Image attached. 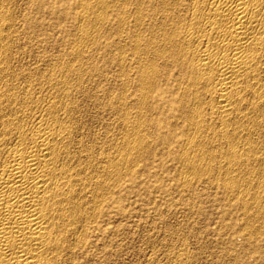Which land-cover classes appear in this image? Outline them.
Returning a JSON list of instances; mask_svg holds the SVG:
<instances>
[{
	"label": "bare ground",
	"instance_id": "bare-ground-1",
	"mask_svg": "<svg viewBox=\"0 0 264 264\" xmlns=\"http://www.w3.org/2000/svg\"><path fill=\"white\" fill-rule=\"evenodd\" d=\"M158 159L181 187L241 185L221 238L239 221L264 264V0H0V264H117L123 197ZM154 210L131 264L216 262L205 228L155 233Z\"/></svg>",
	"mask_w": 264,
	"mask_h": 264
},
{
	"label": "rangeland",
	"instance_id": "rangeland-1",
	"mask_svg": "<svg viewBox=\"0 0 264 264\" xmlns=\"http://www.w3.org/2000/svg\"><path fill=\"white\" fill-rule=\"evenodd\" d=\"M142 162H144V161H142ZM142 162H140V163L143 166L145 162L144 163H142ZM159 164H160V166H159ZM146 165L147 164L145 163L144 167ZM150 167H152V169ZM175 167H176V163L174 161H171V160L161 161L158 159L153 164L148 165V172H147V168H146L145 170H139V172H137L135 174L136 180H134L135 182L134 181L131 182V194H129L126 199H124V197H125L124 196L123 201H122V205H123L122 208L128 213V219L125 222L124 227L122 228L123 232L120 236L121 242L119 241L120 246L118 249V253L116 255L117 264H121L122 262H123L122 264H131V260L133 261L135 259V255H136V258L138 259V257H137L138 255L136 253H134L133 250H131V245H133V246L135 245L134 242L131 243V241H132L131 237H133L132 239H134L136 237V240H137L138 236H140L142 233L141 231H143V229H144L143 228V226H144L143 221L144 220H141V222L139 223V219H141V218L150 219L151 218V220H152L153 219L152 217H154V211H155L154 209L160 210L163 213V219L161 221L160 220L154 221L153 232H155V233L163 232L164 231L163 228L165 227L164 226L165 223L167 224V226L169 224H171V225L175 224L177 226L176 227L175 225H173L175 228L171 225L168 227L172 228L174 230H176L178 228L180 230L183 229V232L185 231L184 233H186V234H187V231L191 232V230H193L195 228H197V229L198 228L199 229L205 228L207 230L205 233H209V234L207 235L204 233L202 235L203 239L201 240L199 238V242L200 243L202 242V244H204L203 246L204 247L206 246L205 248L208 251H210L211 256H213L212 260L214 262L216 261L214 264H224V263L225 264H227V263L239 264L238 260H242L243 264H263V261L262 262L257 261L254 256H251V255L245 256L242 253V247L244 245H243L242 236H240L239 230H238V228L240 227L239 221H234V222H236L237 228L235 227V230H233V232L230 231L226 237L223 236V239L221 238L220 233H221L222 229H220L221 225L219 226V224L224 225L225 223L228 222L229 218L230 219L233 218V220H236L238 217L237 215L239 213L234 208H227V207L225 208V206H222L223 200H224V203L225 202L228 203V201H230L229 204H231V206H234L235 202H234L233 198L235 195H237V191L240 192L242 190V189H240V188H242L241 185L238 186L239 189L237 187L236 189H233L231 191V193H230V191H227L228 192L227 193L223 189H221L222 181H223L222 177H220L219 179H217L216 181H214L212 183L210 182V184H208L209 181H207L204 177H201L198 180L196 178L193 182H191L187 186V188L185 186L181 187L179 185H182V178L179 176L176 177V173L174 171ZM160 178H161V181H160ZM221 179H222V181H221ZM237 180L241 181L239 178H237ZM206 182H207V184H206ZM215 182H217V183H215ZM163 185L165 187H163ZM177 186H179L181 188H179ZM190 187H191V189H190ZM202 189H204V190H202ZM249 189H254V186L253 185H252V187L250 186ZM234 191L236 194L234 193ZM192 192L195 193L194 194L195 196L192 195ZM120 193H121V195H123L124 192L121 191ZM227 194H229V195L227 196ZM180 196H181V198H180ZM182 197H184V198H182ZM189 197L192 198V200L195 202L197 209L200 207V212L196 213L195 212L196 210L195 211L193 210L195 212L194 213L192 211L193 212L192 214H195V216L194 215H192V216L196 217L194 219V221L195 220L196 221L195 222L191 221L192 224H191V222H189L188 227H187L186 223L183 224V222H182V224L184 226L182 224H178V223H181L180 218L183 217V214L178 209L179 211H176L172 215V211L174 208L172 206H178L177 208L183 206L182 202H180V201L182 199H184L186 201V198L190 199ZM195 197H197V198H195ZM179 198H180V200H179ZM151 203H152V205H151ZM223 207H224V209H223ZM225 209L229 211V212H226V213H228V215L227 214L222 215V212H225ZM131 212H133L134 214L131 215ZM143 212H144V215L142 214ZM174 215H175V217H173ZM178 215L180 216L179 218L177 217ZM229 215H231V217H229ZM221 216H223V217L221 218ZM174 218H176V219H174ZM190 218L193 219L192 217H190ZM121 219H123V218H121ZM178 219H180V220H178ZM173 220H175V221L173 222ZM167 221H169L171 223H168ZM122 222L124 223V220ZM256 226L259 227L261 225L259 224V226H258V224H256ZM184 227H185V229H184ZM186 227L188 229H186ZM190 232H189V234L191 235ZM124 234H125V236H124ZM122 240H123V242H122ZM189 241H190V245H192L193 243H195V238L190 237ZM209 242H210V244H209ZM257 243L264 250V241L258 240ZM228 244L232 245V247L234 246L233 249H235L236 252L235 253L232 252V253L228 254L227 257L224 260L221 259L222 260L221 261V260H219V258L223 255V254H221V252H222L221 250H223L226 246H228ZM194 246L195 245H193L191 247H194ZM216 248L218 249L219 253H217ZM131 256H132V258H131ZM237 257H240V258L237 259ZM198 264H205V262L201 261V263L199 262Z\"/></svg>",
	"mask_w": 264,
	"mask_h": 264
}]
</instances>
